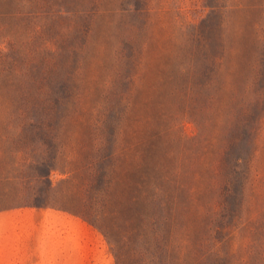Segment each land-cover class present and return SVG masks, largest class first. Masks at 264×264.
<instances>
[{"label": "rangeland", "instance_id": "1", "mask_svg": "<svg viewBox=\"0 0 264 264\" xmlns=\"http://www.w3.org/2000/svg\"><path fill=\"white\" fill-rule=\"evenodd\" d=\"M179 243L264 264V0H0V264Z\"/></svg>", "mask_w": 264, "mask_h": 264}, {"label": "trees", "instance_id": "2", "mask_svg": "<svg viewBox=\"0 0 264 264\" xmlns=\"http://www.w3.org/2000/svg\"><path fill=\"white\" fill-rule=\"evenodd\" d=\"M184 243V242H183ZM183 243H179L174 250H178L179 253V256H176V258H174V261L177 262V264H181V262L183 261L182 258V249H183Z\"/></svg>", "mask_w": 264, "mask_h": 264}]
</instances>
